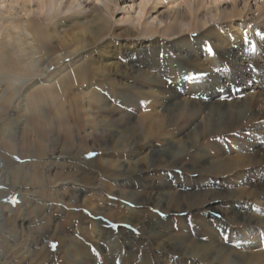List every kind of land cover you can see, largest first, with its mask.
Segmentation results:
<instances>
[{
    "label": "rangeland",
    "instance_id": "rangeland-1",
    "mask_svg": "<svg viewBox=\"0 0 264 264\" xmlns=\"http://www.w3.org/2000/svg\"><path fill=\"white\" fill-rule=\"evenodd\" d=\"M55 1L0 0V75L32 77L27 52L11 42L8 29L11 21L26 20L46 35L54 32L60 40L52 39V47L61 53V44L72 50L84 37L89 45L78 61L91 55L100 64L117 62L125 76L91 90L101 101L89 108L71 111L69 97L59 106L41 95L30 103V115L20 105L21 88L0 81V154L26 167L11 180L15 189L0 184V264H246L244 254L254 250L248 239L264 234V110L252 105V114L227 128L225 107L235 101L246 113L249 99L263 100L264 0H203L198 12L196 0H161L156 7L157 0H148L143 28L135 19L144 0ZM174 14L194 28L161 36ZM139 43L156 45L140 75L144 54L129 58L125 49L135 51ZM232 49L236 62L227 59ZM71 59L59 70H70ZM233 81L246 86L243 93L230 92ZM212 91L221 95L220 109L210 106ZM226 91L232 99L222 96ZM64 110L74 125L91 126L86 115L93 114L102 138L79 147L71 137L65 147L63 135L37 131L34 125H67ZM211 122L222 131L203 133ZM85 202L95 206L92 212ZM121 217L127 222H116ZM95 221L106 226L96 232L102 236L91 227ZM81 225L90 227L87 234Z\"/></svg>",
    "mask_w": 264,
    "mask_h": 264
},
{
    "label": "bare ground",
    "instance_id": "bare-ground-1",
    "mask_svg": "<svg viewBox=\"0 0 264 264\" xmlns=\"http://www.w3.org/2000/svg\"><path fill=\"white\" fill-rule=\"evenodd\" d=\"M49 2L53 1V0H48ZM143 1V0H142ZM160 1L161 0H157V3L154 5V7L159 6L160 5ZM57 4H60V0H56L55 1ZM197 5H198V9L196 12H198V10H200L201 8H203V0H196ZM237 0H233V4L236 5ZM148 4V0H144V3H142V6L139 8L140 11L138 12L135 21L137 22V24L143 28V26H145L144 23H142L143 21V16L145 14V6ZM144 5V6H143ZM235 6H233L234 8ZM99 10H97L95 12L96 14V18H98V20L101 22V25L103 24V22H105V18L103 16H101L99 14ZM234 13V12H233ZM196 14V13H195ZM178 16V14H174L173 15V21L174 23H172V26L169 27V23L165 24V26L163 28H161L160 30V35L164 36L167 34V32L169 30H171V33H177L178 30L180 29L179 32H181V29L183 31H185L186 26H188L189 30H191V28L193 27L194 22L191 23V21H184L183 23L180 22L179 18L176 17ZM229 18V19H233L234 14H229L226 15L225 18ZM216 20H220V19H216ZM4 21H7L6 19ZM165 21H163L162 23H164ZM186 22H190L186 23ZM231 26V25H230ZM8 29L9 32L12 35V39L11 42H14V44L21 49V52H27L28 55V60H29V69H30V73L31 76L29 79L28 78H23L21 76L18 75H13V74H1L0 75V81H3L5 84L10 83L13 85H16V87L18 89H20L21 91V95H19V102L21 107H23V109H27V112H25L27 115H30V109H32L30 107V103H33L35 101V98L40 97L41 95H46L48 97H50L52 100H55L56 102H59V106L61 104V100L64 103V99L66 97H69V102L68 104L71 107V111L73 109H76L78 107H80L79 109H82L84 107H88L90 106L91 103H98L101 101V99H99V97L92 99L91 98V90H94L95 87H97L98 85H100V83H109V82H116V79L112 78L113 75H119V76H125L124 75V71H120L119 70V64L117 62L114 63H110V64H100V62L98 61H93L91 55H89V57L86 58H82L79 59V61L77 60L78 58V54L80 53V51H84V49L86 48V46H88L89 44H87V41H84V37H81V41H82V46L81 47H74L72 50L68 49V46L66 45V43L61 44L62 47L66 50L63 53L59 52V50L55 49L54 47H52V39H55L56 37H53V33H49L48 35H46V33L44 32V30L42 31V29H40V27H36L30 23H28L26 20H19L16 22L11 21L8 25ZM188 30V29H187ZM151 31V30H149ZM153 31V30H152ZM154 32V31H153ZM65 37V36H64ZM59 38V37H58ZM56 38V39H58ZM60 40V38H59ZM228 40V39H227ZM90 41V45L91 42L95 41V39L93 37H90L89 39ZM60 41H56V44L59 43ZM87 44V45H86ZM230 44L229 42L225 41L224 45H228ZM103 45V44H102ZM151 45V46H150ZM154 46H156L155 44H138L136 45V49L135 51H133V49H131L130 47H125L126 50H131V52H129V58L131 56H135L137 57L138 53H143L144 54V59L143 61H139L137 64V69L136 72L140 75V73H143L144 69H146L147 66V61L149 59H152V55L153 53H155L156 49L154 48ZM108 45H104V46H99V48H107ZM90 49V48H89ZM96 51V50H95ZM111 53V52H110ZM105 51L101 52V58H103V56H105ZM113 54V53H112ZM227 59L231 60V61H238V53H236L233 49L229 50L227 53ZM73 57V58H72ZM110 57H114L113 55H111ZM117 59H121L123 57V55L119 54L117 55ZM127 57V58H128ZM71 59L70 62L72 63L70 65L71 69L70 70H64V71H60L59 68L63 67V60L65 59ZM128 58V59H129ZM140 59V58H138ZM238 59V60H237ZM77 60V62H75ZM68 65V66H69ZM56 67V68H53ZM66 67V66H65ZM51 68H53L51 70ZM28 69V68H27ZM20 71V70H18ZM58 72V74H56L55 76H52L49 78V76L51 75L52 72ZM127 72V71H125ZM5 76V79L3 80L1 77ZM54 78H56L55 81ZM44 79V80H43ZM47 79L49 81H47ZM53 81V83H52ZM117 83V82H116ZM119 83V82H118ZM161 83V82H160ZM107 85V84H106ZM122 85V84H121ZM244 85V84H243ZM242 84H240L239 81H233L231 83L230 86V92L232 91V89L236 90V89H240L241 88V92L243 93L244 88L246 86H243ZM42 86H46L43 88H46L43 90V88H41ZM111 88V87H110ZM160 90L162 89L161 87H159ZM23 89V90H22ZM82 89H85L81 96V101L79 103V106H77V98H78V94L79 92L82 91ZM78 92V93H77ZM117 93V92H116ZM155 95L159 94V93H154ZM126 95V94H125ZM157 96H160L157 95ZM209 97H212V101L210 102V106L212 108L217 107V101L219 99H217L218 94H215V92H211L208 93ZM226 100H230L232 99V95L229 94L228 91H226L225 95ZM156 97V96H155ZM82 98H85L84 100ZM23 101V102H22ZM157 101H159V99H157ZM156 101V102H157ZM221 101V100H220ZM116 102V101H115ZM235 101H232L231 104L228 107H225L227 110H225V112L229 113L230 115V119L228 121V125L226 126L227 128L232 126V124H234V121L236 119H241L240 117H243L247 114L250 113L252 114L253 108L252 105H258L261 107H259L262 110H264V96H263V100L260 101L258 99H249L247 103H245V105L248 106V112L244 113L243 111H241L240 106H238L237 104H232ZM226 103V102H225ZM178 104V103H177ZM175 104V105H177ZM18 106V105H17ZM58 107V104L56 105ZM173 108V107H172ZM219 108V107H217ZM176 109H179L178 107H176ZM220 109V108H219ZM259 109V111H260ZM174 110H175V106H174ZM109 112H111V109H108ZM257 112V114L255 115V118L257 116H261V111ZM86 111L84 110V113ZM109 112L107 111H103L100 112L101 115L103 114H108ZM17 113V112H16ZM94 113H98V112H94ZM241 113V115H240ZM13 114V112L11 113ZM77 115L74 113V116ZM64 116L66 118H71L72 115H70L66 112V110H64ZM69 116V117H68ZM82 115H79V117H81ZM264 116V115H262ZM88 123L91 126L88 125H74L73 121L71 120L70 122L63 120V124H67V125H49L48 127H43L42 129H39V127H42V125H34L35 128L36 126L38 127L37 131H43L44 133L49 134V132H55L56 134H61V136L63 135V143L65 145H70L72 144V139L71 137H73L74 142H76L78 144V146L80 147V142L84 143L86 142V140L88 138L94 137V138H99L101 139L102 137H100L101 135H103L102 133H98V129L101 127V125H93L95 123V117L93 114H88L86 115ZM251 117H254V115H251ZM83 118V117H82ZM250 118V116H249ZM74 120V119H73ZM182 120V119H181ZM259 120V119H258ZM83 121V120H82ZM67 122V123H66ZM103 122V121H102ZM210 125H216L215 130L212 131V126ZM210 125H203L202 127V132L204 133V130H207L208 132H215V131H222V128H220L219 124L217 123H212ZM85 126H88L90 132L87 134H84L83 132V128ZM33 130V127H32ZM36 131V132H37ZM63 131L65 134L70 135L66 136V138L64 137L65 135L63 134ZM217 133V132H216ZM223 133V132H221ZM72 134V135H71ZM118 134V133H117ZM105 137V136H104ZM98 139V140H99ZM82 145V144H81ZM85 146V145H84ZM84 146H82L81 148L83 149ZM66 147V146H65ZM179 147V146H177ZM81 150V149H80ZM79 150V151H80ZM81 155L84 156V154H88L89 152L86 151H80ZM80 155V156H81ZM40 161V160H39ZM95 159H90L88 161V163H94L95 164ZM42 163V162H40ZM243 163H246L247 165L249 164L248 162L243 161ZM39 165V164H38ZM243 166V165H242ZM22 167V168H21ZM20 165L18 166L16 162H14L13 160L10 159V157H8L7 155H2L0 154V184L7 186L9 189H13L14 187L11 185V180L15 179L14 176L16 173L18 172H23L24 169L26 168L24 165ZM19 169V170H18ZM3 187V186H1ZM15 189V188H14ZM151 198H150V202H151ZM146 203V202H145ZM88 208L92 210H94L95 206H92L91 204H88L87 202L84 203ZM140 205V204H139ZM105 211V210H104ZM129 214H138V212L136 211H131L130 209H128L127 211ZM126 213V212H125ZM44 214V213H43ZM140 214V213H139ZM111 217L115 218V214L110 213L109 214ZM74 216L76 217V215L74 214ZM134 216V215H133ZM140 216V215H139ZM244 216H246L247 218H244V220L247 221H251V217L252 216H248L247 214H244ZM74 219L76 220L77 218ZM141 218V217H140ZM128 218L126 217H121V218H117L116 222H127ZM264 222V221H263ZM70 224V223H69ZM95 226H91L94 229V233L96 232H103L104 228L106 227L105 225H102L101 222L99 221H95L94 222ZM90 227L87 226V228L85 229L84 226L81 225V227H79L80 231L82 232V235L87 234L86 230H88ZM93 233H91L92 235ZM97 234V233H96ZM152 236L156 235V231L153 229L151 231ZM17 235V234H16ZM99 236H102V234H97ZM242 235H245L244 232H242ZM7 236V235H6ZM8 237V236H7ZM259 238V236H253L251 238L248 239L249 242H251V244H253V248L254 250H252L249 253H245V257L243 259V262H245L246 264H260L261 262L264 263V234L261 236V240L257 241V239ZM246 243H247V239H246ZM90 246V245H89ZM77 248V244H72L70 249V252H73V249ZM77 250V249H76ZM75 251V250H74ZM231 252L226 251V255L230 254ZM78 256H81L80 254V250L77 252ZM80 254V255H79ZM69 256V255H68ZM89 262V261H88ZM145 262L141 261L138 264H144Z\"/></svg>",
    "mask_w": 264,
    "mask_h": 264
}]
</instances>
